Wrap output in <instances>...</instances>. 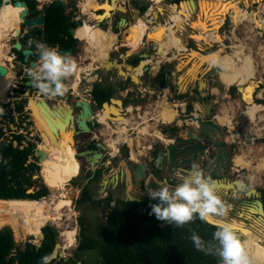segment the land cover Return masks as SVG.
<instances>
[{
  "label": "trees",
  "instance_id": "16d2710c",
  "mask_svg": "<svg viewBox=\"0 0 264 264\" xmlns=\"http://www.w3.org/2000/svg\"><path fill=\"white\" fill-rule=\"evenodd\" d=\"M180 1L182 0H170L171 3H178ZM25 2L29 11V16H38L42 13L44 8L51 7V10L46 14V19L43 24L44 30L49 34V43L46 47H57L59 51L72 48V52H74L76 39L69 33V28L77 27V24L71 18V15L66 12V8L56 5L55 0L48 6H43L42 9L37 8V0H25ZM238 2L239 0H201V4L198 3L197 9L194 10L195 12L189 2L185 3V5L190 16L194 13V18L201 22L203 32L208 33L209 36H218L219 27L224 23L229 10L239 5ZM105 7L100 8L105 10ZM100 8H95L90 18L101 19L110 14L109 11L111 7L100 16L96 11ZM146 8V6H143L142 12H144ZM207 8L209 9L207 10ZM235 17L236 21H238L240 16L236 13ZM1 25L2 24H0V32L3 30ZM162 38V35H155L154 48L156 47V43L160 42ZM209 39L212 40L213 38ZM30 40L32 41L31 45L29 44ZM149 40L150 39H146L147 43ZM142 41H140V44ZM20 42L24 48L32 49L34 51V56H30V59L25 61L21 50L11 48L17 61L21 64L28 65L30 61L39 58L35 45L36 43H41L40 30H27L21 36ZM123 49L125 52L126 49ZM106 57H108V54L104 56L103 61ZM129 60L134 65H137L140 57L132 55ZM161 71L162 75L169 72L167 69ZM89 72L90 71L84 72L83 75H89ZM25 73V77L22 78L23 84H19L22 89L17 90L18 93L20 95L24 94L25 88H30L33 92H39L32 84L27 85L26 82L31 81V78L27 75L26 71ZM17 74L21 75V71ZM146 76H149V74L146 73ZM5 80L6 78L4 76H0V86ZM156 80V78L153 79V81ZM92 86L93 89L90 92L91 96L95 98L100 105L104 101H109L110 97L114 95L115 88L106 83L97 82L93 83ZM126 87V81L122 82L120 89L124 90ZM256 88H258L257 84ZM230 90L233 95L235 86H230ZM130 95L131 92H128L126 97L123 98L124 105L128 104L129 101H134L130 98ZM241 95L243 94L241 93ZM183 96L184 94H176L175 97L182 98ZM27 100V97L24 96L7 102L0 101V118L3 121L19 123L20 127L24 128L26 133H29L27 132V126L35 124L41 133V136L36 134L32 139H28L25 133L15 132L11 127H8L10 134L6 135L4 127L2 125L0 126V199H10L0 200V218H4L3 221L0 222L3 223L0 224V264H51V262L54 261L52 260L50 263L45 262L51 254L55 244L54 235L50 226L45 225L41 228L44 239L39 247L32 242H25L23 246H19L14 240L13 231L16 238H25L22 227L17 219L8 215L17 210L26 209L32 200L43 199L42 197L49 194V189L43 183L39 174L40 165L35 155L36 146L37 143L41 141V138L43 139L42 142L47 146H52L55 137L57 140L62 137L61 131L58 135L53 136L52 131L46 125L42 117L41 110H39L40 112L37 109L33 110L31 108L26 110L25 106ZM255 102L261 103L264 102V100L255 99ZM190 106V104L187 105L188 108ZM59 107L61 111L67 110L66 105H61ZM33 111H35L38 117V119H35L37 124L33 119ZM58 118L60 119V117ZM23 123H25L24 126ZM167 127L170 131L174 129L170 126ZM167 127H163L162 131L165 132ZM14 141H16V145L13 144ZM92 147L94 148L95 146L92 145ZM52 154L55 162L51 159L46 161V157L42 163V172L46 179L52 180V182H48V184L52 187L51 190L55 192L56 195L69 196L66 188L64 190H58L59 188H63L61 186L55 189V183L58 184L59 182H57L58 176L54 175L53 171L54 168L56 169L57 165L65 168V157H72L73 151L67 148V144L65 145L59 141L57 149L52 152ZM49 168L52 170L51 175H48ZM104 169V167L95 169L93 172V179L96 181L99 180ZM91 173L92 171L89 170L87 175ZM34 175L38 176L34 178ZM29 188H32L33 191L27 192ZM83 193L84 195L77 200L78 203L89 201L92 205H98L102 202V200L93 198L92 190L88 185H85ZM262 194L264 196V191H262ZM103 201L108 204V207L113 209L114 198L112 192H109ZM156 202L157 201L150 200L149 196L142 198L140 201L116 200L117 208L112 210V213H110L107 218L109 226L103 228L99 225V229L102 232L101 238H96L87 234L86 226L88 223L83 216H79L77 219L78 225L80 226L79 241L75 251L78 253L97 248L100 256L97 264H220L219 257L206 255L197 250L190 239L191 233L196 232L203 239L211 240L215 231L214 224L203 222L198 217L182 227L160 221L156 219L155 215L149 214L151 212L150 204ZM232 221L236 229L240 230L242 227H245V224L238 219ZM243 231L255 236L258 240L264 239L255 231ZM14 246H17V250L15 251L13 250ZM61 263L76 264L77 262L73 258H68L66 261L61 260Z\"/></svg>",
  "mask_w": 264,
  "mask_h": 264
},
{
  "label": "rangeland",
  "instance_id": "374dc122",
  "mask_svg": "<svg viewBox=\"0 0 264 264\" xmlns=\"http://www.w3.org/2000/svg\"><path fill=\"white\" fill-rule=\"evenodd\" d=\"M37 1H38V6H39L37 8L42 9L43 6H48L53 0H47V1L46 0H42V1L37 0ZM65 1H66V6H65L66 12L72 16V19H75L78 17L80 24L86 21V22L90 23L91 26L95 27L98 31L103 30L104 32H109L112 35L111 37L113 39V43H115V42L116 43L113 45V47H111L109 54H108V57H106L105 60H107V59L111 60L113 58L120 59V58L124 57V55L122 57H119L120 56L119 54H124L123 48H125L127 50L134 51V52H140L142 54H147V56L142 57V59H145V61L141 62L138 65V68L140 69V70L138 69V72L140 73L139 78L142 80V82H144L146 84L148 83L151 87H149L148 91H145V90L140 91L138 89V87H140L142 85L141 83H135L132 80H128L129 81V82H127L128 83L127 84L128 89L133 92V96L135 97L134 100L135 101L138 100L139 102L136 104L135 103H128L126 105H124L122 103V108H121V110L123 112L122 116L125 117L128 121L125 124H122V126H125L127 129V132H126V134L128 135L127 137L132 138V140L133 139L136 140V147H139V148L142 147L145 143L148 142V139H150L151 136H154L153 131L151 130L153 124H159V125L169 124V122L166 123L167 120L164 117L161 118L164 123L160 119L158 120L156 118L155 112L159 108V105L164 107L167 102H169L170 104L174 103L173 99L165 96L166 88H164V89H163V87L161 88V90H162L161 95H159L156 90L152 89L153 84L151 81H149L150 80L149 76H146V72L141 73L144 63L147 62L150 65V67H152L151 65L158 66V68L163 66L168 70L169 68H172L174 64L177 63V60L180 57H182V55H183L182 53L186 52V50H183V51L179 52V55L180 54L181 55L178 57V59H174V60L172 59L173 58L172 56L174 55V52L172 49L176 48L177 46H181L182 43L184 42L183 38H185L186 41L189 40L188 48L189 47L196 48L198 42L193 37V35L197 34V33H204L205 35H209V34L206 32H203V28L201 27V22L194 18L195 17L194 13L190 16V14L186 10L185 2L182 1L177 6V8L179 7L183 10V17H180L181 19L178 21V23L169 24L168 26H166L164 31L161 32V34H166V35H164V37L162 38V40L160 42L156 43V48L159 46V50L157 51L158 55L156 56L154 53V47H153L155 44L151 43V42L147 43L146 39H143L141 44H140V40L136 41V44L133 47L126 45V43H125V33H126L125 28L126 27L125 26H118V29H116L114 26L112 27L111 24H107V23H101L99 26L95 25V22L101 21L102 18L101 19L100 18H93L92 19V18H90L89 15L84 13V11L85 12L88 11V7H84V10H83V6H81V5H83L85 0H65ZM86 1H87V2H85L86 4H88V3L89 4L92 3L91 5L95 4L94 1H92V0H86ZM97 1H99V0H97ZM100 1L111 3L113 6L115 5V3H119V4L124 6V2H126V1L128 2V0H100ZM81 2H83V3L81 4ZM170 4H172L170 2V0H164L162 3V6L164 8H163L162 13H159V16H158V21L161 22V24L168 22V12L166 10L167 9L166 6H169ZM238 4H239L238 7L235 9V13H238L240 16L238 21H236L234 24H232L231 20H229L228 17H226L224 23L218 29V36H215L216 37L215 38L216 44H214L213 46H210V47H206V44L202 43L200 46L202 47V51H204V52H210V51L217 50L220 48L223 53L225 52L226 56L234 58L236 51L239 49V48H236V45L237 44H244V52L245 53L248 52L247 54H251L254 59L252 57H249V56H243L241 58V60L244 59L245 62H247L249 65L253 66L254 69H256L255 75L253 76V80L258 85V88L260 86L263 87V85H264V59L261 56V53L259 51H260L261 45H264V33L261 35L260 31H258V30L264 29V16H262V14L264 15V6H262V8H260L258 2L250 3L247 6L243 3V1H240V0H239ZM151 5L152 4L150 3L149 0L147 3L144 4V6H146L147 8L150 7ZM258 8H260V9H258ZM100 9H102V10L101 11L96 10L98 14H101L104 12L103 8H100ZM249 15H251V21L247 18V16H249ZM149 16H150V14H149ZM121 17H125L126 19H128L129 22L133 21V17L131 15L130 11L118 10L116 12V20L120 19ZM149 19H151V18L149 17ZM155 21H156L155 19H152L153 24H155ZM181 21H184V24H182ZM187 22H188V25H186ZM80 24L78 26H80ZM176 27L179 28V30ZM115 29H116V31H115ZM23 30H27V29L23 28ZM6 31H7V29L5 31L2 30L1 32L5 33ZM98 31H95V32L99 33ZM149 32L150 33L154 32V30H151ZM23 33H24V31H23ZM180 36L183 38H181ZM15 38L16 37L13 35V33L12 34L9 33L7 39L6 40L3 39V41L5 43L3 48L6 51L8 56H10V53L12 52L11 44L14 42ZM17 38L20 39L21 36H19ZM147 38H150V37L148 36ZM129 43H132V41ZM87 49H89V44L87 43V41L84 39H80V41L75 42V51L69 55H66L69 59H74L77 63V66L85 67V65H89L90 63L93 64V66L79 69L77 74L74 73L73 75H71L70 77H68L64 81V83L68 89L67 92L73 93V99H71V101L78 99V95H82V93L84 91H86L89 87H92L91 85H93L92 83H94V80H98L97 82L102 81V82H105L106 84H108L110 86H113L115 88V92L113 95L114 98H124L126 96L125 90L119 89L120 85H121L120 77L114 76L112 73V70H105V69H101L99 76H97L94 73V69L96 67L100 66V64L104 61L93 60L92 59L93 54L91 52V49L90 50H87ZM170 53L172 56L170 55ZM176 54H178V53H176ZM29 59H30V57L28 58V60ZM38 59L39 58L35 59L34 61H36V63H37ZM3 61H4L5 65L7 66V68L10 69L14 74H16V76L14 75V77L11 81V83H13V81L16 83L15 84L16 87L14 86V88L12 89V92H8L7 90L9 89V86L11 85V83L8 84V86L3 84V86L0 87V90H1L0 95H1V100H2V101L0 100L1 102H7L9 100L19 99V98L25 96V97H27V99L34 98V101L37 97L38 98L42 97L53 108L64 105L63 99L61 98L62 96L50 98V97L44 96L38 92H33L30 88H25L24 94L20 95L17 91V90L22 89L19 86V84H20L19 82H22V78L25 77V75H26L25 71H26V68L29 66V64L28 65L27 64H21L16 59H14L13 61H10V60H7L6 58H3ZM19 71H21V75L17 74ZM87 71H90L89 75L88 76L86 75L87 77L82 79L83 73L87 72ZM76 79L79 81V84H78L77 89L75 90L73 88V83L76 81ZM215 80H217L219 82L218 74L215 75ZM234 81H235V79L232 82L233 84H234ZM227 86H229V85H227ZM78 89H80V91H78ZM183 94L186 95L185 93H183ZM232 97L234 99L235 94H233ZM159 101H162V102H159ZM35 102L37 103V101H35ZM52 102H53V104H52ZM33 104H34L33 102H31V104L26 103L25 107L30 108V106ZM184 105H185V103H184ZM131 107H133V108H131ZM242 107H243L242 109L244 110L245 106H244L243 102H242ZM225 109L226 108H223L221 110V112H218V114H220V115L224 114L223 110H225ZM174 112H175V114H174V119H175L177 116V111L174 110ZM145 116L149 117V120H147ZM237 117H238V115H237ZM237 117H236V119L231 121L232 123H228V124L224 123V124H227L226 125L227 127L229 126V129L231 126L232 131L234 129V132H233L234 136L237 133L238 138H240V135H241V139H238L237 141L232 143L231 154H232L233 165H232L231 170L233 171L234 170L233 166L236 165L234 162V157L236 154H237L236 156H238V155H241L242 153H245V154L249 153V156L252 157L253 159L250 158L248 161H247V159H246V161H244L245 164L249 166V168L243 166V168L240 169L239 172L236 171L238 174L231 172L229 176H223V177H221V179L222 180H224V179H227V180L239 179V180H242L246 183L247 188H256V189L263 188L264 187V161H261V159L259 157L264 155V144H260L256 140L254 141L252 139L253 138L252 133L255 132V133L259 134L260 137L262 135H264V114L262 115V119L258 118V119H260L259 122L253 121L256 123L255 125L252 124V120L245 115L247 120L245 121V124L243 125L242 128H240L239 126L238 127L236 126L235 122L238 121ZM95 118H96L95 120L97 122L98 117L95 116ZM99 121H100V123L97 122V125L94 128H92L91 132H87V133H85V135H87L89 138L95 137L94 138L95 142H100L103 144V146H105L104 142H107L108 139L110 138V136L108 135V131H109L110 127L108 128V126L105 124V122L102 119H100ZM172 121H173V119H172ZM35 123H36V120H35ZM233 124H234V126H233ZM1 125L4 127L6 135L10 134V132L8 131V127H11L15 132L25 133L27 135L28 139H32L33 136L36 134L41 136V133L38 130V128L35 126V124H33L32 126L31 125L27 126V130H28L27 132H29V133H26L24 128H21L20 124L17 122L14 123V122H10V121H3L0 118V126ZM24 125H25V123H23V126ZM145 126H147V129L149 132H144V134H142L140 132V130L142 128H144ZM116 129L118 130V128H116ZM248 130L251 131V133L249 132V136L251 139V140L249 139L250 141L246 140V138H247L246 132ZM73 131H74L73 127H71V131H70L71 141H70L69 136L66 135V137H67V143L66 144H67V148L71 149L74 152L77 150L73 146V143H74V140L72 137ZM61 135H63V130L61 131ZM61 138H59V140ZM42 140L43 139L41 138V141H39L37 143L36 148L39 147L38 145L42 142ZM59 140H57V138L55 137V141H54L53 145H56L57 141L59 142ZM124 147H126V146H123V145L120 146L119 154L121 156L124 155V151H125ZM126 150H127V147H126ZM130 150H131V148H130ZM128 151H129V149H128ZM136 151H138V150H134V152H133L134 156L136 155L135 154ZM107 152L108 151L104 150L105 155L102 158V160H100V163L97 164L100 167H104L103 166L104 164L109 165V163L106 160L107 159L109 160L110 155ZM73 157H74V160H73ZM115 161H114V164H115ZM73 164H75V167L77 169L82 167L83 173L86 171L87 168L91 167L82 157L74 155V153H73V156L68 161L69 169L72 168L71 166H73ZM113 167H114V165H110L107 168L104 167L105 169L102 172L103 177L107 178V177H109V175L116 172L117 170L113 169ZM41 168H42V164L40 165L41 179L45 185H48V184H46V181L43 178V175L41 174ZM65 177L68 178V174H65ZM76 177H78V176H76ZM46 180L49 182V179H46ZM62 180L63 179H60L57 182H61L62 187L66 188L69 191L68 193H69L70 200L72 203L71 209L73 211V214H72L71 218L69 220H67V222L69 224V227L76 229V241H75L74 245H72L71 247L65 248V247H63L64 245H61L62 240L59 237L58 243H60V245H61V248H59V251H60L61 255L63 254V256H65L66 258H73L76 260V262L80 261L81 264H82V262L83 263L84 262L89 263V264H97V262L100 258L99 251L97 248L87 250V251H83V252H78V253L75 251L76 246H77L78 241H79V231H80V226L78 225L77 219L79 216H83L88 223V225L86 226V233L93 236V237L101 238L102 235L100 232L101 230L99 229V224H101L102 221L104 220V223H102L103 225L102 224L101 225L103 227H105L106 226V223H105L106 217L105 216L100 217L98 210L94 209L89 201H86L83 203H78L76 201V197L80 196V189H78V184L74 182L73 176H71V178L65 182H64V180L63 181ZM79 181H80V178H77L76 182H79ZM127 188L129 191H131V193L134 196L140 197V195L138 194L140 192L139 187L135 188L129 183ZM60 189L61 188H59L58 190H60ZM111 192L115 196V191H111ZM53 195H56V193L53 192L52 190H49V194L42 197V198H45L46 200H48ZM219 195L221 196V198L223 200L227 201L228 203H230L232 205V198H234V196L226 195L224 193L219 194ZM121 196L124 197L123 194H121ZM246 197H248L249 201H252L254 199V196H250V197L246 196ZM241 198H243V195L239 198V200ZM238 212H240L239 216H238ZM246 212H247V205L245 206V204L238 202L233 208H231L228 219L229 220L230 219H238L239 221L243 222L246 226L252 228L253 231H255L257 233H262V231L264 229V224L262 227L261 224L259 223L260 221L255 222L254 219H257V218L253 217L249 221H246V220H243L242 218H239L241 215H244ZM6 214H8V213H6ZM63 218L64 219L67 218L66 214L63 216ZM258 220H260V219L258 218ZM48 223H51V222H48ZM261 223H264V222L261 221ZM0 224H3V223H0ZM8 225H6V226H8ZM45 225H43V226H45ZM61 227H64V224H62ZM61 227H58L59 231H60ZM12 231H13V229H12ZM13 236H14V240H15L16 244L19 246H23L25 244V242H32L34 244H37L40 241V237H36L34 235H30V236H27L25 238L18 239L15 237L14 231H13ZM240 236L243 239H245L244 235L240 234ZM57 258H56V260L51 262V264L52 263L57 264L59 262Z\"/></svg>",
  "mask_w": 264,
  "mask_h": 264
},
{
  "label": "water",
  "instance_id": "95a60500",
  "mask_svg": "<svg viewBox=\"0 0 264 264\" xmlns=\"http://www.w3.org/2000/svg\"><path fill=\"white\" fill-rule=\"evenodd\" d=\"M140 4H145L148 0H135ZM151 4H153L152 0H149ZM173 1V0H171ZM185 2H189L190 6L192 7L193 11L198 7V0H182ZM182 1L176 3L173 2L172 4L178 6ZM242 1V0H241ZM13 4L14 6L21 7L22 10L19 14L20 17V24L18 25V30L15 29L16 35L15 40L11 44L12 48L16 50H21L22 54L24 55V60H28L30 56H34V51L30 48H24L20 39L17 37L22 36L23 28L27 30H40V41L45 46L49 43V34L44 30L43 24L46 19V14L51 10V7H46L43 9L42 13L38 16H29V11L26 5L25 0H0V8L3 5ZM55 4L58 6L65 7L66 1L64 0H55ZM118 5H120L118 3ZM123 10H127L125 6L121 5ZM130 8L134 11H137L139 14V9H137L134 4L130 6ZM150 8V7H148ZM146 9L142 14L139 16H143L145 18L149 17L148 10ZM102 10V9H98ZM115 10H119L118 8L113 9L110 11L111 16L102 19L99 22H95V25L99 26L101 23L112 24V14ZM195 12V11H194ZM230 20V17L227 16ZM127 21L125 17H121L118 19L117 23L115 24L116 27L124 24ZM79 20L76 21V24H79ZM23 25V27H22ZM188 25V22L187 24ZM76 27H70L69 33L71 36L74 37ZM195 33V32H194ZM148 33L145 34V39H147ZM181 37V36H180ZM183 38V37H181ZM186 52H183L182 57L178 59L181 55L176 54L178 52L175 48H173L174 55L172 56L173 60L178 59L177 63L173 65L172 68L168 69V73L164 75V83L173 87L172 78L174 77V73H178L177 75V94H188L190 84L196 83L197 84V92L193 94L190 99V107H187V103L185 102L184 109L180 110V113L177 114L175 120L171 122V127L174 128L167 134V137H163V139L159 140V143L156 146L151 145L149 149V157L154 160L153 166L150 168L153 174L159 177L160 172H164L166 175V180L173 181L174 183H179L178 181V173H183L189 171L192 166L195 164L196 166L205 167L204 173L206 176L211 177L213 180L216 181V185H220V187L216 186L217 192H223L226 195H233L236 196L239 191H245L246 196H254L252 201H249L247 204L248 209L251 211V207H258L259 211L256 212L260 215H264V204L260 199L261 195L256 190V188H247L246 183L239 179L233 180H222L223 177V167L228 163V152L226 150L227 141L223 138L224 135L229 133V129L226 125H222L217 121L216 114L213 113V101L212 100H204V96H200L199 93L202 92L206 88L207 80L214 74H218L219 66H218V52L216 50L210 52L202 51V47L197 43L196 48H188L189 40L186 41L183 38ZM148 42L154 43L153 39H150ZM154 47V46H153ZM159 50V46L154 48V53L157 56V51ZM63 55H69L72 53V48L62 49L59 51ZM181 52V51H180ZM134 51L125 50L124 52V59H127L130 55H132ZM186 53V54H185ZM141 57L147 56V54H140ZM118 58H113L111 60L107 59L104 60L100 64V66L94 69V73L99 76L100 70H112L114 76H120L126 79L127 77L129 80H132L135 83H142V80L139 78L140 74H136L134 72L135 68L145 59H140L137 65L128 64L126 67H121V63L118 62ZM36 64V61L32 60L29 62V66L26 68V72L30 68H33ZM118 67V68H117ZM152 68L150 65L145 62L142 68L141 73L146 72L148 74L152 73ZM160 68V67H159ZM158 68V73L160 77L161 69ZM120 70V71H119ZM119 71V72H118ZM16 76V74H14ZM83 78L86 75H82ZM98 80H94V83H97ZM27 85H31L30 81L26 82ZM23 84V82H20ZM93 84V83H92ZM155 86H158L159 89L157 93L159 95L162 94V90L160 84L155 82ZM248 84L245 85V87ZM92 86V85H91ZM242 84H236V89L238 92H242ZM92 87H89L86 91L82 93V95H78V99L74 101V104H69L70 93H65L63 96V103L67 106L66 111H61L60 107L53 108L50 106L46 100L42 97L39 98L40 100V110L42 113V117L46 122V125L52 131L53 136L58 135V133L62 130L68 129L73 127V133H87L90 131V126L88 122L93 121V112L100 109L103 111L105 108L112 109V112L109 114L110 118H116V113L119 115L122 114V99L121 98H114L110 97L109 101H104L99 104V102L91 96ZM80 91V89H78ZM251 99L254 101V90L251 94ZM241 100L246 107V102L243 100V95H241ZM2 101V100H1ZM34 104V98H29L27 100L28 104ZM255 102V101H254ZM188 103V104H189ZM73 105L80 107V110L76 115L73 113ZM120 108V111L117 109ZM116 110V111H113ZM243 110V109H242ZM34 120L38 119L35 111H33ZM33 117V116H32ZM60 117V119L58 118ZM78 128V129H76ZM181 129H186L184 136L180 134ZM46 131V130H45ZM51 138V137H50ZM259 142L264 143V136L258 138ZM16 141H14V145H16ZM78 147V146H76ZM104 150L105 146L102 143L97 142L96 148L92 149H81L77 150L76 155L84 158V160L89 164V169H95L100 162V160L104 157ZM42 150L38 147L36 148L35 155L37 156L38 164L41 165V159L43 157ZM98 157V159H95ZM120 159L124 166L128 168L126 173L120 171L119 173H113L109 175L108 178L102 180V183L105 184L104 187L100 190V193L106 192L110 186H120V183L123 178V185L125 196L122 198L124 200L130 201H140L142 198L138 196H134L131 191L128 190V184L125 183V178L135 185L140 184L141 180H144L148 176V169L149 166L143 162L139 161L137 157L133 158L130 151L126 150L124 155L120 156ZM109 165H105V167H109L110 165H114L115 156H110L109 160H106ZM208 166H212L209 170ZM180 168V170H178ZM88 169V168H87ZM220 170V171H219ZM83 173L82 168H79V172L77 175H81ZM40 174V171H39ZM38 175H34L33 177L36 178ZM163 178V177H162ZM243 184V189L241 190L239 185ZM108 184V185H107ZM101 185V183L99 184ZM49 190L50 187L46 185ZM103 186V185H102ZM33 191L32 188L27 189V192ZM83 192H81V196ZM100 198V195L97 196V199ZM6 200V199H2ZM117 207L116 205L114 206ZM259 217V216H258ZM231 221L234 219H230ZM235 222V221H232ZM209 223L215 225V221H210ZM49 225L53 235L55 244L51 254L45 260L46 263H50L52 260L56 259L57 257L61 256L59 248H61L60 243H58L60 234L59 229L53 225V223H47ZM1 229V228H0ZM236 229V227H235ZM240 230H249L253 232V230L246 226L242 227ZM238 232L239 230L236 229ZM240 232V231H239ZM238 232V233H239ZM44 239L43 232L40 233V241L36 244L37 247L41 245L42 240ZM58 247V248H57ZM13 250H17V246H14ZM77 264H81L80 261Z\"/></svg>",
  "mask_w": 264,
  "mask_h": 264
},
{
  "label": "bare ground",
  "instance_id": "6f19581e",
  "mask_svg": "<svg viewBox=\"0 0 264 264\" xmlns=\"http://www.w3.org/2000/svg\"><path fill=\"white\" fill-rule=\"evenodd\" d=\"M40 1H42V0H40ZM163 1L164 0H152L153 4L150 6L149 11H148V13L150 14L149 17L151 19H149V17L147 19H145L143 16H139L137 11H134L133 16H132L133 21L129 22L127 19V21L124 24L120 25V26L126 27L125 31L128 30V32L125 33L126 45H128L130 47L135 46L136 41H139V40L142 41L143 39H145L146 33H148V36L150 37L147 39H153L154 40L156 33H161L162 31H164L166 26H168L169 24L178 23V21L181 19L180 17H183V10L179 7L177 8V6L174 4H170L169 6H166L167 7L166 10L168 12V22L161 24V22L158 21L159 13H162L163 8H164L162 6ZM262 1L263 0H261V1L260 0H243V3L248 6L250 3L258 2V4H260V2H262ZM64 2H65V0H64ZM185 3H187V2H185ZM198 3L201 4V0H198ZM91 4L83 3V5H82L84 7L85 6L88 7V11L87 12L84 11V13L89 15V16H91L90 12L92 13L93 11H95V9H92V8L97 3L93 4V5H91ZM98 5L100 7L106 6L104 12L99 14L100 16H102L105 12H107L109 10V7H111L110 11L113 9H116V8H118L119 10H123V7H121V4L118 5V3H115V5L113 6L111 3L101 2V3H98ZM237 7H232L229 10L228 15H227L230 17L232 24H234L236 22L235 9ZM208 9L209 8H207V10ZM21 10H22L21 7L14 6L13 4L3 5L0 8V24H2L1 25L2 29L5 30L6 28H11V29H7V31L5 33H0V61L1 62H3V58H6V59L9 58V56L7 55L6 51L3 48L5 45L3 39L6 40L9 33L10 34L13 33L14 36L16 35L15 29L18 30V25L21 22L20 17H19ZM110 11H109V13H110ZM109 16H111V13ZM247 18L251 21V15L247 16ZM102 19H104V18H102ZM152 19L156 20L155 24L152 23ZM9 21H10V23H9ZM181 23L184 24V21H181ZM177 29L179 30V28H177ZM151 30H154V32L150 33L149 31H151ZM95 31H97V29L95 27L91 26L90 23L85 21V22L81 23L80 26L76 27L75 36L80 38V39H84L87 41V43L89 44V49H87V50L91 49V52L93 54L92 55L93 60L103 61L104 56L106 54H109L111 47H113V45L116 42L113 43V39L111 37L112 35L110 33L104 32L103 30H100L99 33L95 32ZM209 33H210V31H209ZM88 34H90V36H87ZM193 37L197 40L199 45H201L202 43H205L206 47H210V46H213L214 44H216V40H213L212 42L209 41V38H214V39L216 38L213 35L211 37L209 35H205L204 33H197V34H194ZM131 41H132V43H129ZM236 48H239L237 51L235 50L236 53L234 56H235L236 60H241V58L243 56L252 57L251 54H247L248 52L247 53L244 52V44H237ZM175 49L178 52L185 50L184 42L182 43L181 46H177ZM219 49H217L215 52H218V58H217L218 66H219L218 78H219L220 82L226 86L227 85L230 86V85H233L232 82L235 79L234 84H242L243 85L242 92L244 93L243 94V100L246 102L245 110L244 111L242 110V113L244 115L249 116V118L252 121H256L257 118L262 119V114L260 113L262 110L259 109V105L255 104V105L249 107L252 103H254L251 99V94H252V91L255 90V88H256V82H254V80H253V76L255 75V73L253 71L256 72V69L253 70V68L251 66H249L248 67L249 73L247 74V76L245 75L246 73H244L245 70L242 71L241 73H239V68H240V66H242L241 64H243V61L234 62V60L231 57L226 56L225 52L223 53L222 50L221 49L219 50ZM259 52L261 53V56L264 59V45H261ZM226 61H228L230 63L225 65L223 68V65H224V63H226ZM90 66H93V64L90 63L89 65H85V67L77 66V71L75 72V74H77L79 69L87 68ZM137 68L138 67L135 68L134 72L136 74H139V72L137 71ZM1 70L2 69H0V71ZM4 76L8 78V82L5 84L8 86V84L11 83L13 77L10 76L8 73L5 74ZM244 78H246V80ZM236 79H237V81H236ZM78 84H79V81L76 79V81L73 83V88L75 90L77 89ZM246 84H248V85L245 87ZM39 98L37 97L35 99V101L40 102ZM52 104H53V102H52ZM170 107H171V111H170ZM30 108L33 110L34 109L40 110V108L37 104L31 105ZM165 108L169 109V111L171 113L169 118H165L167 120L166 123L167 122L171 123L172 119L174 120V114H175L174 110L175 109L172 107V103L170 104L169 102L166 103ZM28 109H29V107L26 108V110H28ZM117 110L120 111V108H118ZM113 111H116V110H113ZM111 112H112V109L105 108L103 110V112L99 114V116L106 114V116L110 119L109 114ZM172 113H174V114H172ZM115 115L117 118H111V119H115V120L117 119V121L123 122L124 124L126 122H128L127 119L122 116V114L119 115L118 113H116ZM155 116L159 120V116L158 115H155ZM231 118H232L231 114H229V112H227V111H226L225 115H223V116L219 115V121L221 122V124L232 123ZM106 125L108 126V128L110 127L108 122L106 123ZM233 126H234V124H233ZM117 128H118L117 138H113L110 136V141H113L115 143L117 140L122 139V138L127 139V140L132 139L130 137H127L128 136L126 134L127 129L125 126L118 125ZM144 130L148 131L147 126L142 128L140 130V132H142ZM70 131H71V128H68L66 131V134L69 136L70 141H71ZM249 132L251 133V131H249V130L246 132V135H247L246 140L247 141L251 140L250 136H249ZM111 133H112V131L109 129L108 135H111ZM236 135H237V133L235 134V136ZM225 140H227V139H225ZM60 142H62L63 144L66 145L67 138H65V139L61 138ZM57 144H58V141H57ZM57 144L50 147V146H47L45 143L41 142L38 145L39 148L42 150L41 152L43 153V157L41 159V164L44 162L45 158L47 157V154L54 152L57 149ZM112 147L114 148V145ZM76 152L77 151H74L75 155H76ZM263 156L264 155L260 156L259 158H263ZM70 158H71L70 156L65 157V160H64L65 161L64 162L65 168L61 167L59 165L56 166V169L54 168L53 172H54V175L58 176L57 180L63 179L65 182L71 178V170L68 167V161L70 160ZM248 158L253 159L252 157L249 156V153H247V154L243 153L242 155L236 156L234 161L237 165L242 166L243 165L242 161L243 160L246 161V159H248ZM73 159H74V157H73ZM95 159H98V157H96ZM51 172H52V170L49 168L48 175H51ZM41 174L43 175V178L45 179L46 184H48V181L46 180V178L42 172V168H41ZM65 174H68V179L65 177ZM77 174L78 173H76L72 176H77ZM49 182H52V180L49 179ZM48 186L50 187L49 184H48ZM61 186H62L61 182H59L58 184L55 183V185H54L55 189H57V187H61ZM218 187H220V186H218ZM50 189H52V187H50ZM0 200H2V199H0ZM6 200H10V199H6ZM71 204L72 203H71L70 197L61 196V195H53L48 200H46L45 198H43V199L40 198L37 200L34 199V200H32L31 204L28 205L29 207L27 206V208H28V209L26 208L27 210L26 209L17 210V211L9 213L8 215L17 219L20 222V225L22 227L23 234L25 237L30 236V235L40 237V233L42 232V230H41L42 226L47 224L48 222L53 223V225H55L56 228L61 227V225L64 224V227H61L62 235L60 234V239L62 240V243H63V244L61 243V245H64L63 247L67 248V247H71L72 245H74L75 239H76V229L69 227V224L67 222V220H69L73 214V211L71 209ZM251 211L258 212L259 209L257 206L256 207L254 206V207H251ZM65 214L67 216L66 219L63 218V216ZM0 222H2L1 218H0ZM239 231H240L239 233L241 235H244L245 240H247L249 242V240L247 239L245 231H243V230H239ZM260 245H262V244L258 243V246H260Z\"/></svg>",
  "mask_w": 264,
  "mask_h": 264
},
{
  "label": "clouds",
  "instance_id": "9594fccd",
  "mask_svg": "<svg viewBox=\"0 0 264 264\" xmlns=\"http://www.w3.org/2000/svg\"><path fill=\"white\" fill-rule=\"evenodd\" d=\"M32 44V41H29ZM38 62L27 75L31 84L42 95L55 98L67 91L64 81L77 71V63L56 48L36 43ZM243 189V184L239 185ZM151 203L150 215L168 224L182 227L194 218L203 222L215 221V231L211 240L203 239L192 232L190 239L197 250L206 255L219 257L220 264H258L250 254L249 242L236 231L228 219L232 205L223 200L216 190V181L205 175L195 164L180 178V182L170 187L166 182L156 189L148 188Z\"/></svg>",
  "mask_w": 264,
  "mask_h": 264
},
{
  "label": "crops",
  "instance_id": "0c3cea01",
  "mask_svg": "<svg viewBox=\"0 0 264 264\" xmlns=\"http://www.w3.org/2000/svg\"><path fill=\"white\" fill-rule=\"evenodd\" d=\"M92 1H94V3L96 4L94 7L95 8H100V6L98 5V3H101V1L99 0V1H97V0H92ZM85 2H87L86 0L84 1V3ZM83 2H81V4H82ZM89 4V3H88ZM82 6V5H81ZM86 7V6H85ZM92 8V9H95V8ZM83 10H84V6H83ZM90 15H91V12H90ZM0 33H2V32H0ZM87 36H90V34H88ZM150 43V42H149ZM186 50V49H185ZM176 53H179V52H176ZM140 52H134L132 55H137V56H139L140 57V59H142V57L140 56ZM169 54V53H168ZM222 54V53H221ZM120 56L119 57H122L124 54H119ZM132 55H130L127 59H124V57H122V58H120L119 59V61L118 62H120L121 64V67H126L128 64H132V65H134L132 62H130V60H129V58L132 56ZM170 55H171V53H170ZM172 56V55H171ZM234 58H235V56H234ZM234 58H232L233 60H234V62H238V61H241V60H236V59H234ZM7 60H10V58H7ZM236 60V61H235ZM153 68H152V73L151 74H149V78H150V80L149 81H151L152 82V84H153V86H152V89L153 90H158L159 89V87L158 86H155L156 84H155V82H158V84H160V87H163V89L164 88H166V94H165V96H167L168 98L170 97L171 99H173V101H174V103H172V106H173V108L175 109V110H177V114L178 113H180V110H183L184 109V103L185 102H190V99H191V97L193 96V94L194 93H196L197 92V84L196 83H193V84H190V86H189V92L190 93H188V94H186V95H184V97H182V98H176L175 96H176V94H177V90L179 89L178 87H177V81H176V79H177V75H178V73H174V77L172 78V84H173V87L171 88L170 86H168L167 84H165L164 83V75L166 74V73H164L163 75H162V71L160 72V77H159V73H158V66H153V65H151ZM249 66H251V65H249ZM138 67V66H137ZM252 68H253V66H251ZM118 68V67H117ZM0 69H2L1 71H0V76H4L5 74H9L10 76H12V77H14V73L10 70V69H8L7 68V66L5 65V63H4V61L3 62H1L0 61ZM138 69L139 68H137V71H138ZM160 69H162V70H165L166 68L165 67H160ZM170 69V68H169ZM253 70H254V68H253ZM120 71V70H119ZM118 71V72H119ZM254 73H255V71H253ZM140 74V73H139ZM215 75L216 74H214V75H212L208 80H207V84H206V88L202 91V92H200L199 93V95L200 96H204V100H212L213 101V113L214 114H216L217 116H216V118H217V121L221 124V122L219 121V115L220 114H218V112H221V110L223 109V108H226L225 110H223V113L224 114H222V115H220V116H223V115H225V113H226V111L227 112H229V114H231V117H232V120H234V119H236V117H237V115H238V117H237V122H235L236 123V126L238 127H240V128H242L243 127V125L245 124V121L247 120V118L245 117V115L242 113V100H241V93L240 92H238L237 91V89H236V84H233V86H235V91H234V94H235V97H234V99H233V97H232V91L230 90V86H232V85H230V86H226V85H224V84H222L221 82H220V80H219V82L217 81V80H215ZM246 75V74H245ZM88 76V75H87ZM86 76V77H87ZM119 76H120V74H119ZM5 77V76H4ZM6 78V80L4 81V83L3 84H6L7 82H8V78L7 77H5ZM154 78H156L157 80L156 81H153V79ZM120 79H121V83L122 82H125L126 81V85L128 84L127 82H129L128 80H129V78L127 77L126 79H124L122 76L120 77ZM237 81V80H236ZM102 82V81H101ZM103 83H105V82H103ZM164 83V84H163ZM3 84L1 85V86H3ZM142 84V85H141ZM140 85V87H138V89L140 90V91H142V90H145V91H148L149 90V87H151L148 83L146 84V83H144V82H142ZM0 86V87H1ZM139 86V85H138ZM120 89V88H119ZM121 90V89H120ZM115 92V91H114ZM128 92H131V95H130V98L131 99H133L134 100V96H133V92L131 91V90H129L128 89V85H127V87L125 88V93H126V95H127V93ZM39 93V92H38ZM242 94H244V93H242ZM113 97V96H112ZM126 97V96H125ZM124 97V98H125ZM122 99V103H123V98H121ZM255 99H259V100H264V85H263V87H259V88H255V90H254V101H255ZM0 100H1V98H0ZM139 101L138 100H134L133 102H128V103H138ZM36 103V102H35ZM260 103V102H259ZM262 104H264V102H261ZM38 106H40V102H37L36 103ZM190 104V103H189ZM250 107V106H249ZM26 108V107H25ZM131 108H133V107H131ZM245 110V109H244ZM243 110V111H244ZM225 111V112H224ZM262 115L264 114V110H262L261 112H260ZM244 115V116H243ZM247 116V115H246ZM247 117H249V116H247ZM100 119H103V121L105 122V124L108 122L107 121V119H109L107 116H106V114H104V115H101L100 117H99V120ZM146 119L147 120H149V117H146ZM175 120V119H174ZM256 121H260V119H256ZM255 121V122H256ZM255 122H253L252 121V124H256ZM164 123V122H163ZM222 125H227V124H222ZM167 126H170L171 127V123H169V124H164V125H159V124H153V126H152V128H151V130L153 131V134L155 133V132H159L163 137H167V134L170 132V130H168V127ZM163 127H167L166 128V131L165 132H163L162 131V128ZM228 129H229V126H228ZM185 131H186V129L184 130V129H181L180 130V134L182 135V136H184V134H185ZM233 132H234V129H233V131H232V129H231V127H230V129H229V133L226 135V136H224L223 138L224 139H227L226 141H227V144L228 145H231L232 146V143L233 142H235V141H237L238 139H241V135H240V138H238V136L236 135V136H234L233 135ZM142 133V132H141ZM142 134H144V133H142ZM253 134V140L255 141H257L258 143H260V144H264V143H262V142H259L258 141V138H260V135L259 134H257V133H252ZM66 131L64 130L63 131V135H62V138H66ZM262 136H264V135H262ZM261 136V137H262ZM232 137V138H231ZM117 138V137H116ZM159 140H161L160 138H157L155 135L154 136H151L150 137V139H148V142L147 143H145L142 147H136V140L135 139H133L130 143H129V145L131 146V150H130V152H134V150H138V151H136V157L137 158H139V161H143V162H145L148 166H149V169H148V176H147V178L146 179H144V180H141L140 181V184H138V185H135V184H133L131 181L129 182L126 178H125V183H127V184H131L133 187H135V188H138L139 187V190H140V192L138 193L139 195H140V198H142V197H144V196H148V193H147V189L148 188H152V189H156V188H158V187H160L163 183H167L170 187H174L177 183H174L173 181H169V180H166L165 178H166V175H165V173L164 172H160V171H158V173L160 174L159 175V177L157 176V175H155V174H153L152 173V171L150 170V168L153 166V162H154V160L153 159H151L150 157H149V149H148V147L147 146H149L150 144L151 145H153V146H156L158 143H159ZM59 141H61V139L59 140ZM65 141V140H64ZM119 141V142H118ZM243 141V140H242ZM122 142V141H121ZM104 145L105 146H107V147H109V148H111V146H110V144H109V141H107V142H104ZM121 145H123V146H128L126 143H123L122 142V144H120V139L119 140H117L116 142H115V147L114 148H116V147H118L119 148V151H120V146ZM52 146H54V145H52ZM52 146H50V147H52ZM126 147H124L125 148V151H126ZM127 150H128V148H127ZM133 150V151H132ZM119 151H118V153L116 152V154H115V164H114V167H113V169H116L117 171L116 172H114V173H119L120 171H123L124 173H126V170H128V168H126V166H124L123 165V163H122V161L120 160V159H118L121 155L119 154ZM124 151V152H125ZM74 153V152H73ZM75 154V153H74ZM237 155V154H236ZM236 155H235V157H236ZM235 157H234V160H235ZM47 158L48 159H46V161H48L49 159H51L53 162H55V159H54V157H53V154H52V152L51 153H49V154H47ZM235 162V161H234ZM236 164V163H235ZM243 166L244 167H247V168H249V166L248 165H246L245 163H243ZM243 166H238L237 164L236 165H234L233 166V168H234V170H233V173H237L236 171H238L239 172V170L240 169H242L243 168ZM106 168V167H105ZM126 168V169H125ZM120 170V171H119ZM178 170H180V168H178ZM188 171H186V173H187ZM178 174V181L180 182V178H181V176H183V175H185V174H181V173H179V172H177ZM238 174V173H237ZM163 177V178H162ZM106 178V177H105ZM121 182L123 181V178H122V180H120ZM258 192H259V194L262 196V193H261V191H264V187L263 188H259V189H256ZM218 194H223V192H218ZM124 195H125V192H124ZM237 195H238V193H237ZM236 195V196H237ZM230 196H233V195H230ZM237 197H241L240 196V194H239V196H237ZM238 202H241V203H243V204H245V206L246 205H248L247 203L249 202V199H248V197H246V195H245V192H244V195H243V198H241L240 200H238ZM237 202V203H238ZM234 203V200L232 199V204ZM236 203V204H237ZM233 207V206H232ZM249 212H250V210L248 209V207H247V212L244 214V215H241L239 218H242L243 220H246V219H248V218H250V219H252L251 217H250V214H249ZM240 215V212H238V216ZM2 220L4 219V218H1ZM249 219V220H250ZM248 220V221H249ZM247 221V220H246ZM254 232V231H253ZM21 236V235H20Z\"/></svg>",
  "mask_w": 264,
  "mask_h": 264
},
{
  "label": "flooded vegetation",
  "instance_id": "af4514ba",
  "mask_svg": "<svg viewBox=\"0 0 264 264\" xmlns=\"http://www.w3.org/2000/svg\"><path fill=\"white\" fill-rule=\"evenodd\" d=\"M131 1V2H130ZM261 1V0H260ZM132 4H134V6L137 8V9H139V14H142L143 12H142V10H143V6H144V4H140V3H138V2H136L135 0H128V2L126 1V2H124V6L126 7V9H127V11H130L131 12V15L133 16V10L130 8V6L132 5ZM262 6H264V0L262 1V2H260V4H259V7L260 8H262ZM260 8H258V9H260ZM118 10H115L114 12H113V14H112V24H111V26L113 27H115L116 29H118V27H116L115 26V24L117 23V21L118 20H116V12H117ZM110 15V14H109ZM108 15V16H109ZM107 16V17H108ZM262 16H264L263 14H262ZM71 18H72V16H71ZM145 18V17H144ZM145 19H147V18H145ZM75 22L78 20V18H75V19H73ZM79 24H80V22H79ZM78 23H77V26L79 25ZM22 27H23V25H22ZM98 31V30H97ZM98 32H100V31H98ZM128 32V30L126 31V33ZM109 33V32H108ZM156 34H158V35H162V37H164V35H166V34H161V33H156ZM212 37V36H211ZM213 40H215L214 38L211 40V39H209V41L210 42H212ZM107 55V54H106ZM241 61H243V64H241L242 66H240V68H239V73H241L242 71H244V73H246V76H247V74L249 73L248 72V67H249V64L247 63V62H245L244 60H241ZM230 62H228V61H226V63H224V65H223V68H224V66L225 65H227V64H229ZM163 67V66H162ZM162 70V69H161ZM247 78V77H246ZM246 78H244L245 80H246ZM18 83V82H17ZM20 83V82H19ZM164 84V83H163ZM66 93H70V98H69V104H74V101H71V99H73V93H71V92H66ZM64 96V95H63ZM63 96L61 97L62 99H63ZM259 105V109L260 110H264V104H262V103H258V102H254V103H252L251 105H250V107L251 106H253V105ZM187 105H188V103H187ZM80 110V107H77V106H75V105H73V113H74V115H76L77 114V112ZM170 111H171V107H170ZM170 111H169V109H167V108H165V106L163 107V106H161V105H159V108L157 109V111L155 112V114L156 115H158L159 116V119H161V118H169V116L171 115V113H170ZM95 112V111H94ZM94 112H93V114H94ZM172 114H174V113H172ZM97 122H96V120H95V118L93 117V121H91V122H88V124H89V126H90V131L89 132H91V130H92V128H94L97 124H96ZM76 129H78V128H76ZM173 130V129H172ZM64 131V130H63ZM65 131H67V129H65ZM144 132H148L147 130H144V131H142V133H144ZM154 135L156 136V137H158V138H160V139H163V136L159 133V132H155L154 133ZM224 136H226V135H224ZM223 136V137H224ZM72 137H73V140H74V143H73V146H74V148L76 149V150H81V149H92L93 147H92V145H94L95 147L94 148H96V143L97 142H95L94 140V138L95 137H91V138H89L87 135H85V133H83V132H79V133H73L72 134ZM67 138V137H66ZM108 141H109V144H110V146L112 147L113 145H114V147H115V143L113 142V141H110V138L108 139ZM129 141V143L132 141V139H129L128 140ZM76 146H78V147H76ZM226 150H227V154H228V163L223 167V171H224V173H223V175L222 176H229L230 175V173L231 172H233L232 170H231V168H232V165H233V160H232V154H231V150H232V146L231 145H226ZM132 154V156H133V158H135L136 156H134V154H133V152L131 153ZM243 154V153H242ZM241 154V155H242ZM75 155V154H74ZM84 159V158H83ZM250 158H248L247 159V161L249 160ZM261 159V161H264V156H263V158H260ZM74 160V159H73ZM102 160V159H101ZM100 163V162H99ZM242 163H245L244 162V160L242 161ZM104 167H105V165H103ZM243 166V165H242ZM72 168L70 169L71 170V176L72 175H74V174H76V173H78L79 171V168L77 169L76 167H75V164H73V166H71ZM197 167L198 168H200V169H202L203 171L205 170V167L206 166H204V167H200V166H198L197 165ZM209 167V170L212 168V166H208ZM82 168V167H81ZM97 168H100V166L98 165L95 169H97ZM95 169H86V171L84 172V173H82L81 175H77L78 177H76V176H73V179H74V182L75 183H77L78 184V189H80V196H77L76 197V201L77 200H79L83 195H84V193H83V195L81 196V192H83V190H84V187H85V185H88L89 186V188L92 190V193H93V198L94 199H96V200H102V202L100 203V204H98V205H92L91 203V205H92V207L94 208V209H96V210H98V212H99V216L100 217H106V221H105V223H106V226L105 227H103L102 225V223H104V220L102 221V225L101 224H99V225H101L103 228H106V227H108L109 226V224H108V222H107V218H108V215L110 214V213H112V210H114V209H116L114 206L116 205L117 206V204H116V200H118V199H122L123 197L121 196V194H123L124 195V188H122V185H123V181L120 183V186H115V187H109L108 189H106V192H103V193H100V190L102 189V187H104L105 186V184H103L102 183V180L103 179H105V177H103V175L101 174V177L99 178V180H94L93 179V175H94V171H95ZM82 170H83V168H82ZM89 170H92V173L91 174H89V175H87V173H88V171ZM220 171V170H219ZM181 174H186L185 172H183V173H181ZM206 175V174H205ZM77 178H80V181L79 182H76V180H77ZM108 178V177H107ZM101 183V185H99ZM103 185V186H102ZM108 185V184H107ZM65 188L63 187V188H61V190H64ZM111 191H115V196L113 195V198H114V204H113V209H111L110 207H108V204L106 203V202H104L103 200L105 199V197L107 196V194L109 193V192H111ZM67 192H69V191H67ZM244 190L243 191H239L238 192V195L237 196H239V194H240V196H242V195H244ZM261 193H262V191H261ZM113 194V193H112ZM98 195H100V198L99 199H97V196ZM67 196V195H66ZM125 196V195H124ZM237 196H234V198H232L233 200H234V203L232 204V206L234 207L235 205H236V203L238 202V200H239V198L240 197H237ZM68 197H70V196H68ZM144 197H146V196H144ZM144 197H142V198H144ZM260 199L262 200V202H263V204H264V196H263V194H262V196L260 197ZM232 207V208H233ZM249 214H250V217L251 218H257V219H254V221L255 222H259L260 224H261V226L263 227V224L264 223H261V221H263L264 222V215H262L261 217H260V215L258 214V213H256V212H249ZM259 216V217H258ZM3 218V217H2ZM258 218L260 219V220H258ZM250 218H248V219H246L247 221L249 220ZM252 229V228H251ZM253 230V229H252ZM101 232V231H100ZM239 232V231H238ZM246 233V236H247V239L249 240V245H250V254L253 256V257H255V258H257V262H258V264H264V239H261V240H258L255 236H253V235H251V234H248L247 232H245ZM59 234H61L62 235V232H61V229H60V231H59ZM101 235H102V232H101ZM258 235H260V236H262L263 238H264V229H263V231H262V233H258ZM76 240V239H75ZM258 243H261L262 245H260V246H258ZM58 263L57 264H62L61 263V260H63V261H66L68 258H66L65 256H63V255H61V257L59 256L58 258ZM54 260H56V259H54ZM85 263V262H84ZM82 264H83V262H82Z\"/></svg>",
  "mask_w": 264,
  "mask_h": 264
},
{
  "label": "built area",
  "instance_id": "2783aa9c",
  "mask_svg": "<svg viewBox=\"0 0 264 264\" xmlns=\"http://www.w3.org/2000/svg\"><path fill=\"white\" fill-rule=\"evenodd\" d=\"M37 7H39L38 5H37ZM78 18V17H77ZM27 30H24V32H26ZM258 31H260V34L262 35L263 33H264V29H259ZM74 38L76 39V41H80V39L78 38V37H76L75 35H74ZM53 48H56L57 49V47H53ZM9 58H10V61H13L14 59H15V54L13 53V52H11L10 53V56H9ZM84 78H86V76L84 77ZM82 79H83V76H82ZM81 80V79H80ZM15 82L13 81V83H11V85L9 86V89L7 90L8 92H12V89L14 88V86H15ZM16 87V86H15ZM40 93V92H39ZM41 94V93H40ZM177 111V110H176ZM103 111H101L100 109H98L97 111H95L94 112V114H93V117L95 118V116H97L98 118H97V122L98 123H100V121H99V114L100 113H102ZM96 119V118H95ZM161 121H162V119H160ZM107 121H108V123H109V126H110V130H112L113 132H112V134L111 135H109V136H111V137H113V138H116L117 137V135H118V133H117V126L118 125H121L122 126V124H124L123 122H119V121H117V120H115V119H107ZM174 121V120H173ZM163 122V121H162ZM123 143H126L128 146H127V148L129 149V151H130V148H131V146L129 145V141L127 140V139H120V144H122V142ZM13 144H14V142H13ZM151 146V144L149 145V146H147L148 148ZM144 147V146H143ZM105 150L106 151H108L107 153L110 155V156H115V154H116V152L118 153V151H119V148L118 147H116V148H113V147H111V148H109V147H107V146H105ZM132 153V152H131ZM76 241V240H75ZM63 255V254H62Z\"/></svg>",
  "mask_w": 264,
  "mask_h": 264
}]
</instances>
